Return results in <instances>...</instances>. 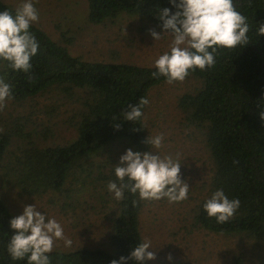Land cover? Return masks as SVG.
<instances>
[{"label": "trees", "instance_id": "trees-1", "mask_svg": "<svg viewBox=\"0 0 264 264\" xmlns=\"http://www.w3.org/2000/svg\"><path fill=\"white\" fill-rule=\"evenodd\" d=\"M86 2L87 20L92 24L126 14L162 29L158 14L164 8L176 11L169 0ZM234 4L247 18L249 44L219 49L213 67L190 72L188 76L199 80L200 86L181 95L177 109L182 115V125L203 135L213 165L206 197L192 211V227L215 234H243L264 245V123L259 119L264 104L257 105L264 96V35L259 33L264 26V0H234ZM5 10L15 11L0 1V12ZM29 31L39 44L30 61L31 72L14 71L7 62L0 61V78L10 85L14 103L52 91L78 105L69 119L75 138L63 145H42L33 141L34 133L25 129L26 120L24 124L12 123L9 129L0 131L3 183L29 197L52 192L69 198L71 193L89 186L94 192L103 190L112 203L107 245L72 252L52 251L48 254L50 264H111L113 260L127 258L142 243L139 228L142 200L138 194L125 190L123 199L117 201L108 192L107 183L116 179L114 167L126 150L149 152L150 145L143 143L147 139L143 117L127 122L123 113L128 105L147 99L148 92L166 83L165 79L153 77L155 67L84 61L69 53L67 45L71 39L64 40V45L58 44L33 24ZM29 75L33 76L31 81ZM102 155L105 157L101 161L91 160ZM218 189L230 200L240 201L235 215L221 224L207 217L203 208ZM13 218L0 199V264H27L26 258L13 261L7 252L15 234L10 228ZM256 264H264V258Z\"/></svg>", "mask_w": 264, "mask_h": 264}, {"label": "rangeland", "instance_id": "rangeland-1", "mask_svg": "<svg viewBox=\"0 0 264 264\" xmlns=\"http://www.w3.org/2000/svg\"><path fill=\"white\" fill-rule=\"evenodd\" d=\"M16 9L21 0H0ZM39 21L33 23L54 42L67 45L69 53L88 62L126 63L153 68L160 55L170 51L172 37L165 34L154 41L150 30L162 33L155 25L139 17L122 14L112 21L92 24L87 20L86 0H33ZM192 76L172 85L163 83L147 95L143 113L147 137L162 135V147L149 152L172 156L181 161V180L189 187L188 198L179 203L142 200L139 228L142 242L151 241L156 259L148 264H256L264 258V245L243 234H215L192 227V211L206 197L212 176V161L204 147L203 135L182 125L177 100L184 93L199 88ZM59 106V107H58ZM74 102L63 100L52 91L22 103L8 101L0 112V131L19 121L34 133L33 141L42 145H63L75 138L69 119L78 109ZM54 107H58L56 110ZM13 149V148H12ZM104 155L93 157L95 162ZM107 171V170H106ZM0 170V199L9 212L17 217L25 206L35 205L47 218L61 223L66 238L55 242L52 251L72 252L87 248H104L108 243L112 203L103 190L94 192L92 186L70 194L49 192L29 197L14 187L5 186ZM75 188H79L76 186ZM171 255V261L166 257Z\"/></svg>", "mask_w": 264, "mask_h": 264}, {"label": "clouds", "instance_id": "clouds-1", "mask_svg": "<svg viewBox=\"0 0 264 264\" xmlns=\"http://www.w3.org/2000/svg\"><path fill=\"white\" fill-rule=\"evenodd\" d=\"M176 8L174 13L164 8L158 19L162 22V33L150 30L154 41L165 34L172 37L170 51L160 55L155 61L153 77H163L172 85L183 82L192 71H203L213 67L215 54L219 49L231 50L249 44L247 18L236 9L234 0H169ZM39 21V12L33 0H21L14 13L0 12V61L7 62L14 71L30 73L31 59L37 54L39 44L29 31L31 25ZM264 35V26L259 28ZM33 76L29 75L31 81ZM12 90L0 78V112L12 99ZM141 98L136 105H128L123 113L124 121L136 122L143 117V108L148 104ZM264 104V96L257 105ZM264 123V110L259 112ZM116 120V118H113ZM119 128V125H116ZM164 137L148 136L143 141L152 150L162 147ZM132 151L128 149L114 167L115 180L107 183V190L117 201L123 199L125 190L138 194L140 200L179 203L188 198L189 187L181 180V161L172 156L163 158L155 151ZM240 207L239 199H229L222 189L216 190L203 208L207 217L214 218L217 224L228 222ZM14 235L7 245V252L13 261L27 259V264H50L49 253L56 241L63 240L65 247L72 241L65 237L64 229L55 218H47L35 205L25 206L21 215L10 220ZM151 241L145 238L125 258L113 260L111 264H146L156 259ZM171 261V255L166 257Z\"/></svg>", "mask_w": 264, "mask_h": 264}]
</instances>
